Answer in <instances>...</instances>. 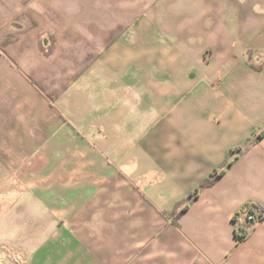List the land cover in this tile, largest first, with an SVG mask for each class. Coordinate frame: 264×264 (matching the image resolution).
I'll use <instances>...</instances> for the list:
<instances>
[{
    "label": "crops",
    "instance_id": "crops-1",
    "mask_svg": "<svg viewBox=\"0 0 264 264\" xmlns=\"http://www.w3.org/2000/svg\"><path fill=\"white\" fill-rule=\"evenodd\" d=\"M256 12L0 0V264H264Z\"/></svg>",
    "mask_w": 264,
    "mask_h": 264
},
{
    "label": "rangeland",
    "instance_id": "rangeland-1",
    "mask_svg": "<svg viewBox=\"0 0 264 264\" xmlns=\"http://www.w3.org/2000/svg\"><path fill=\"white\" fill-rule=\"evenodd\" d=\"M257 15V17H261L264 15V12H256L255 13ZM241 33H239L237 36H236V44H235V50L237 51H240L242 49V47L244 48V44L245 43H242L247 37L249 36H252L253 35V32H254V29H249V28H242L241 29ZM257 32L258 34L262 35L264 34V29L263 28H258L257 29ZM261 40L260 37H257L255 39V42H259ZM248 45H254L253 43H250ZM254 53H255V49L252 47V46H249L248 47V55H249V59H250V62L254 65V67H256L257 69L260 67V59L257 60L256 57L254 56Z\"/></svg>",
    "mask_w": 264,
    "mask_h": 264
},
{
    "label": "trees",
    "instance_id": "trees-1",
    "mask_svg": "<svg viewBox=\"0 0 264 264\" xmlns=\"http://www.w3.org/2000/svg\"><path fill=\"white\" fill-rule=\"evenodd\" d=\"M263 134H264V129H263V130H262V131H261V132H260L255 138H254V141H256L257 139H259L260 137H262ZM226 164H227L226 167H224L223 169H221L220 172H217L216 174H212V175H210L208 178H206L204 181H202V182L200 183L199 187L195 190V193L191 194L190 197H192V196H196L197 193H198V191H199L201 188L206 187V186H210V185H212L213 183H215V182L218 180V178H220V176H222V175L224 174L226 168L232 164V161H230L229 163H226ZM185 200H189V197H188L187 199H185ZM183 202H185L184 199L181 200V201H178V202L176 203V207L180 206V204H182ZM240 232H241L240 237H241V238H244L245 235L242 234V231H240Z\"/></svg>",
    "mask_w": 264,
    "mask_h": 264
},
{
    "label": "built area",
    "instance_id": "built-area-1",
    "mask_svg": "<svg viewBox=\"0 0 264 264\" xmlns=\"http://www.w3.org/2000/svg\"><path fill=\"white\" fill-rule=\"evenodd\" d=\"M246 218L251 223H256L264 219V208L256 203L250 205Z\"/></svg>",
    "mask_w": 264,
    "mask_h": 264
}]
</instances>
